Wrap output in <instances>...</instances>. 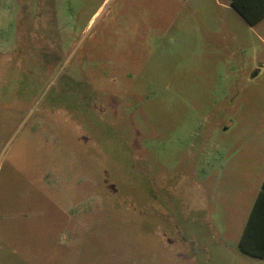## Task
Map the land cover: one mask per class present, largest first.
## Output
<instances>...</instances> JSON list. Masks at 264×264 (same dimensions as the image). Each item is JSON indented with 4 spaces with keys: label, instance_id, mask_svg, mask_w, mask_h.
Masks as SVG:
<instances>
[{
    "label": "rangeland",
    "instance_id": "374dc122",
    "mask_svg": "<svg viewBox=\"0 0 264 264\" xmlns=\"http://www.w3.org/2000/svg\"><path fill=\"white\" fill-rule=\"evenodd\" d=\"M7 65L43 88L0 93L17 100L0 105V264H264L239 247L264 176V19L0 0V83Z\"/></svg>",
    "mask_w": 264,
    "mask_h": 264
},
{
    "label": "trees",
    "instance_id": "16d2710c",
    "mask_svg": "<svg viewBox=\"0 0 264 264\" xmlns=\"http://www.w3.org/2000/svg\"><path fill=\"white\" fill-rule=\"evenodd\" d=\"M233 5L235 6V10L252 25L257 24V22H259L264 17V7L254 6L248 0H233ZM45 56L46 53L41 50L40 57L43 59ZM37 64L38 68L42 67L39 61ZM7 67H9L6 71L7 73L4 75L5 77L0 83V93L4 94L5 92L12 91L13 94L16 95V99L18 101L25 102L28 101V99L24 100V97L30 92L31 89L35 91V93L42 90V81L39 78H34L32 81L31 70L29 72L22 70L19 72L20 69L18 67L17 69L13 65H7ZM45 67L48 66L45 65ZM48 69L49 71H52L50 66ZM13 71L15 72V75ZM14 81H16V83ZM28 96L29 95H27V97ZM17 100H15L14 103H16ZM14 103L2 101L0 105H13ZM239 247L248 254L264 259V182L250 212L249 218L239 241Z\"/></svg>",
    "mask_w": 264,
    "mask_h": 264
},
{
    "label": "crops",
    "instance_id": "0c3cea01",
    "mask_svg": "<svg viewBox=\"0 0 264 264\" xmlns=\"http://www.w3.org/2000/svg\"><path fill=\"white\" fill-rule=\"evenodd\" d=\"M228 1H229V5H230L233 9H235V6L233 5V0H228ZM248 1L251 2L254 6H261V7H264V0H248ZM263 19H264V17H263L259 22H261ZM259 22H257V23H259ZM263 182H264V176H263V178H262V185H263ZM262 185H261V188H262ZM261 188L258 190V193H257V196H256V198H255V201H256V199H257L259 193H260ZM255 201H254V203H255ZM253 206H254V204H253ZM253 206H252V208H253ZM252 208H251V210H252ZM251 210H250V212H251Z\"/></svg>",
    "mask_w": 264,
    "mask_h": 264
}]
</instances>
